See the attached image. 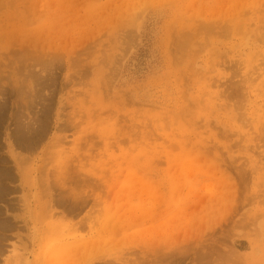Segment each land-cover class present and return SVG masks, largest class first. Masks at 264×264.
<instances>
[{
  "label": "rangeland",
  "instance_id": "374dc122",
  "mask_svg": "<svg viewBox=\"0 0 264 264\" xmlns=\"http://www.w3.org/2000/svg\"><path fill=\"white\" fill-rule=\"evenodd\" d=\"M0 182V264H264V0H0Z\"/></svg>",
  "mask_w": 264,
  "mask_h": 264
},
{
  "label": "bare ground",
  "instance_id": "6f19581e",
  "mask_svg": "<svg viewBox=\"0 0 264 264\" xmlns=\"http://www.w3.org/2000/svg\"><path fill=\"white\" fill-rule=\"evenodd\" d=\"M33 140V139H32ZM18 142H20V141H18ZM31 146H33V145H31ZM4 176V175H3ZM5 177V176H4ZM9 177V176H8ZM5 178H7V176L5 177ZM2 179V178H1ZM5 184V183H4ZM0 187L2 188V184H1V182H0ZM3 189H5V186H4V188ZM2 189H0V194H2ZM2 225H5V222H4V224L2 223L0 226H2ZM9 226V225H8ZM7 226V227H8ZM2 228H4L3 226H2ZM7 229V228H6ZM0 248H1V245H0Z\"/></svg>",
  "mask_w": 264,
  "mask_h": 264
}]
</instances>
